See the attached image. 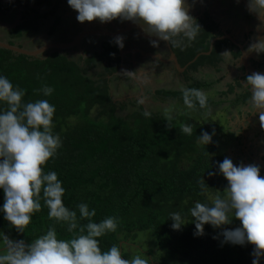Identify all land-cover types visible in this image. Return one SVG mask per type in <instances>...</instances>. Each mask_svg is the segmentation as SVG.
Returning <instances> with one entry per match:
<instances>
[{"label":"trees","instance_id":"1","mask_svg":"<svg viewBox=\"0 0 264 264\" xmlns=\"http://www.w3.org/2000/svg\"><path fill=\"white\" fill-rule=\"evenodd\" d=\"M19 1L24 6L22 22L9 31L10 39H23L21 30L27 35L33 33L40 18L55 15L59 3V0ZM10 2L0 0V11L7 13L4 6ZM42 7L48 9L44 14L38 12ZM58 23L59 18L55 17L49 34ZM191 24L192 27L198 24L200 28L191 40L183 32L171 37V50L180 67L197 54L207 52L210 40L218 36V25L205 15ZM8 44L13 45V42ZM229 47L234 48L228 40H218L208 55H199L181 74L186 82L184 87L205 90L216 83L217 80L212 83L203 79L198 81L192 74L206 67L218 73L221 52ZM64 52L50 51L42 57L32 58L0 48V75L8 78L14 87L24 90L22 102L45 99L55 106L52 131L59 136L61 147L55 157L41 167L44 173L54 171L57 174L65 190L62 202L70 210L77 211L78 225L88 222L79 218L76 208L78 204L86 203L90 210L95 209L93 222L109 216L117 219V230L98 238L102 251L112 245L119 248L123 238L133 239L139 232L150 231L158 253L157 264H252L253 246L221 244L223 237L219 229L204 225L203 235L194 236V218L189 209L197 201L210 205L212 194L222 198L227 195V181L218 171V164L223 160L218 143L213 136L207 146L198 143L201 132L212 135L216 125L191 122L179 116L166 118L145 110L137 99H134L136 109L126 116H119L117 110L122 111L126 105L134 103L130 99L114 101L109 94L111 79L120 78L116 43L104 42L101 51L87 52L80 59L82 66L68 59ZM232 56L237 58L239 52ZM98 67L99 78L92 80L88 72ZM122 77L129 79L126 75ZM45 86L53 89L48 96L41 91ZM217 95L224 100L229 95L233 97L231 101L215 103L207 97L206 107L224 103H230L232 107L245 105L251 98L249 88L243 87L238 80L227 84ZM152 97L161 103L167 100L183 102L181 90H158ZM0 107L6 108V105L0 104ZM92 110L96 112L93 117L90 115ZM72 117L78 119L77 124L67 122ZM185 125H191L190 135L181 131ZM235 139L239 143L241 136L238 134ZM260 175L264 176V168L260 169ZM3 199L0 191V205ZM40 203L41 210L33 214L22 233H17L0 214V232L12 240L31 243L53 227L58 238H71L73 233L66 231V225L49 219L42 191ZM173 212H178L185 223L179 231L171 228L169 214ZM232 219L225 228L239 226V221ZM125 256L129 258L127 253ZM260 264H264V259Z\"/></svg>","mask_w":264,"mask_h":264},{"label":"clouds","instance_id":"2","mask_svg":"<svg viewBox=\"0 0 264 264\" xmlns=\"http://www.w3.org/2000/svg\"><path fill=\"white\" fill-rule=\"evenodd\" d=\"M67 5L77 13L79 23L130 21L165 41L181 32L191 40L200 29L198 24L192 27L193 19L183 6L184 0H67ZM249 11L264 17V0H249ZM115 43L123 48L122 37H116ZM250 50L264 52V39L251 45ZM245 86L251 92V107L264 118V73L246 76ZM180 90L186 108L194 110L197 104L201 109L206 107L207 95L202 90L183 86ZM41 91L48 96L53 89L45 86ZM23 96V89L14 87L8 78L0 75V104L6 105L0 107V191L4 197L0 214L17 233H22L33 214L41 210L42 191L49 219L66 225V231L73 235L68 239L58 238L56 230L49 227L46 233L25 243L0 232V244L4 246L0 250V264H148L140 256L131 260L122 258L116 245L101 250L98 238L117 230L115 217L93 222L95 209L80 203L76 206L79 218L88 222L78 225L77 211L62 202L65 190L57 174L44 173L41 167L61 147L59 136L52 131L55 106L45 99L24 103ZM181 131L190 135L191 125L183 126ZM211 142L212 135L208 132L198 136V143L207 146ZM218 171L227 181V195L213 197L210 205L197 201L189 209L194 218V236L203 235L204 225L219 229L223 237L221 244L252 245V264H260L264 259V176L260 175V167L234 165L224 158L218 164ZM232 217L239 221V226L225 228L233 222ZM169 219L174 231L185 225L178 212L170 213Z\"/></svg>","mask_w":264,"mask_h":264},{"label":"crops","instance_id":"3","mask_svg":"<svg viewBox=\"0 0 264 264\" xmlns=\"http://www.w3.org/2000/svg\"><path fill=\"white\" fill-rule=\"evenodd\" d=\"M2 1L5 2L7 0ZM11 1L13 2V5L9 12L4 13L3 10L0 11V41L2 42L8 43L12 41L15 43L13 45L18 46L19 44H22L21 42H23L27 36H34L33 38H36V35H42L45 38L44 44H65L69 43L71 39L81 31H91L94 33L83 37L75 48L67 49L64 52L68 59L76 61L82 66L80 60L81 57L84 58L87 52L88 54H91L95 51H101V45L110 40L108 36L116 31H121L123 33L120 37L123 38V50L125 52L121 65L128 73H130V71L132 72L133 69L134 71H138V67H140V69H145L146 67L149 68L147 71L150 73L149 77H151L152 81L157 84V86L151 91L152 95L155 91L165 90L160 89L162 87H184V84L186 83H184L181 74L187 67L183 72L177 71L174 68L173 63L169 61V53L166 43L154 35H149L142 29L139 23L120 21L117 19L103 24L99 21L85 22L82 24L77 22V13L67 5V0H59L54 16L40 18L36 25V30L33 33L26 35L20 40L10 39L8 33L14 27L18 26L19 23L21 24L22 13L24 11L23 4L18 3V0ZM245 1L249 6V0ZM183 6L187 8V14L193 19V21L205 15L208 19L218 25L219 31L217 37L228 35L236 45L240 46V48H238L228 40L234 48L229 47L221 52L222 62L219 64L220 77L229 73L231 75L232 83L238 80L243 87H246L243 78L260 70H263L262 73H264V52L257 53L256 51L250 50L251 45H254L260 39H264V20L252 17L237 0H184ZM38 10L40 14H44L48 11V9L44 7L38 8ZM247 14L250 17H248ZM55 17L59 18V23L53 29V32L49 34ZM261 18L264 19V17ZM136 28L140 29L144 38L150 37V39H153V42H146L145 40L139 43L136 42L134 38L142 36V34H138ZM53 36L55 37L52 40L51 38ZM169 40H171V37L167 41ZM157 41H161V45H158ZM168 45L171 49V43ZM60 51L61 50H59V52ZM235 52H239V56L233 59L232 54H235ZM99 68L100 67L96 69ZM204 69L211 68L206 67ZM204 69L198 70L194 75L199 76V73L211 75L210 70L203 71ZM212 72L215 73L213 70ZM92 73L95 74V71L91 70L88 72V75H91L90 78L93 76ZM121 74L129 77L119 69V75ZM130 74L133 77L132 73ZM135 74L136 76L139 74H144L145 76L146 72L138 71V73ZM195 76L193 77L195 78ZM131 79L135 80V77ZM212 80L214 82L216 81V78H213ZM142 91L143 88L140 87L139 95H142ZM248 104L249 106L251 105V98L247 101L245 106H248ZM250 109L253 110L252 107ZM246 115L252 117L255 116L256 113H251L248 110ZM239 135L243 138L242 134L239 133Z\"/></svg>","mask_w":264,"mask_h":264},{"label":"rangeland","instance_id":"4","mask_svg":"<svg viewBox=\"0 0 264 264\" xmlns=\"http://www.w3.org/2000/svg\"><path fill=\"white\" fill-rule=\"evenodd\" d=\"M21 2L19 1L18 3L22 4ZM12 5L13 4L11 1L10 4H6V6L4 7L9 12L12 8ZM18 25H20V23ZM21 32L22 35H27L25 30H21ZM33 37L34 36L25 37V40L21 42L24 45L21 44V46L24 47V49L32 51L45 43L44 36L36 35L35 39H33ZM54 37L55 36H53L51 39L53 40ZM169 41L172 45L171 40ZM16 55L19 54L16 53ZM43 55L44 53L41 54L40 57H42ZM148 69L149 68L147 67L145 69H140V67H138V71L146 72L145 76L144 74H139L138 76H136L135 73H138L137 70L134 71L133 69L132 72L130 71L133 77H135V80L131 79V77L126 80L122 77V75H119L120 78L117 80L111 79V81L109 82V94L112 96V99L114 101H126L130 99L133 100V103L135 102L134 99H137V102H139L145 110L158 113L160 114V116L166 118H175L179 116L191 122L214 123L216 126L213 128L211 134L215 142L218 143V148L221 151L223 159L229 158L234 165L255 164L258 165L260 169L264 168V118H260L259 111H254V109L251 110V105L249 106V104L248 106L237 105L232 107L230 103H224L221 106L215 107L214 105H212L203 109H201L199 106H196L194 110H191L186 108L184 103L179 102L178 100H167L161 103L156 100V98L152 97L151 91L157 86V84L152 81L151 77H149L150 73L147 72ZM206 70H210L211 75H204L202 73H199V76L196 75V78V76L192 74V76H195L198 81L200 79H203L206 81H211L212 83V79L216 78V83H212V86H208L205 90L202 91L206 93L207 97L214 103L216 101H231L233 97L232 95L226 97L225 100L217 95L219 91H224L226 89L227 84L232 83L231 75L229 73H226L225 75H222L220 77L219 72L213 73L211 69H204L203 71ZM93 71H95V74L92 73L93 76L91 79L96 80L99 78L100 68L94 69ZM257 72L262 73L263 70ZM140 87L143 88L142 95H139ZM160 89L178 91L180 90V86H167ZM235 90L239 92V89ZM132 106L126 105V107L122 111L117 110V115L126 116L130 114L131 111L136 109V103H134ZM248 110L251 113L255 112L256 115L252 117H246ZM95 114L96 112L93 110L90 113L91 117L95 116ZM67 122L70 125H74L78 123V119L72 117ZM247 123L249 125H247ZM239 133L243 136V140L239 139V141L242 143L241 146L239 144L240 142L236 143L235 141V137ZM213 197H215V194H212L210 199H212ZM225 197L226 195L224 196V198ZM153 244L154 240L151 232L143 231L137 233L136 238H123L118 246L121 251L122 258L124 259L131 260L134 256H140L141 258L147 259L148 264H157L158 253ZM3 247V244H0V250H2ZM125 253L128 254L129 258L125 256ZM0 254H2V252H0Z\"/></svg>","mask_w":264,"mask_h":264},{"label":"water","instance_id":"5","mask_svg":"<svg viewBox=\"0 0 264 264\" xmlns=\"http://www.w3.org/2000/svg\"><path fill=\"white\" fill-rule=\"evenodd\" d=\"M239 3H241L244 8L246 9V11L254 18L256 19H259V20H264L262 19L260 16H258L256 13L254 12H251L249 11V6L247 5L246 1L245 0H237ZM138 34H142L143 36V33H141L140 29L136 28ZM94 32H91V31H81L80 33H78L77 35H75L71 41L69 43H65V44H58V43H46L42 46H40L39 48L35 49V50H27V49H24V47H19L17 45H9L8 43L6 42H2L0 41V48L1 49H5V50H8L10 52H13V53H17L19 55H24V56H27V57H32V58H35V57H39L41 54L47 52V51H59V50H67V49H70V48H73L75 46H77L79 44V42L81 41V39L87 35H91L93 34ZM123 32L121 31H116L114 33H112V35H109L108 37L110 39H113L115 41V38L116 37H120V35L122 34ZM149 39L150 41H153V39L150 37L147 38ZM223 39H227L229 40L231 43L235 44L232 40V38H230L228 35H223L221 37H217V38H214L212 40H210V43H209V46H208V51L205 52V53H199L197 54L189 63H187L185 66L183 67H180L177 63V60H176V57L174 55V53L171 51L168 43H167V40H163L165 43H166V47H167V50H168V53H169V61H171L173 63V66L174 68L179 71V72H183V70L189 65L191 64L199 55H208L209 52L211 51V48H212V45L218 41V40H223ZM236 45V44H235ZM238 48H240L239 45H236ZM118 49V54H119V58H120V65H119V69H121L124 73H126L129 77L133 78L131 76L130 73H128L121 65V62H122V59H123V56L125 55L124 53V50L123 48H119L117 47Z\"/></svg>","mask_w":264,"mask_h":264},{"label":"flooded vegetation","instance_id":"6","mask_svg":"<svg viewBox=\"0 0 264 264\" xmlns=\"http://www.w3.org/2000/svg\"><path fill=\"white\" fill-rule=\"evenodd\" d=\"M9 34V33H8ZM33 39H35V38H33ZM135 40H136V42H142L143 40H145L146 42L147 41H149V42H153V41H150L149 39H147V38H144L143 36H138V37H136V38H134ZM32 40V39H31ZM109 41H114L113 39H110ZM130 41V40H129ZM133 41V40H132ZM115 42V41H114ZM158 42V45H161V41H157ZM169 41H167V43H168ZM170 43V42H169ZM168 43V44H169ZM22 45H23V43H22ZM38 48V47H37ZM36 48V49H37ZM35 50V49H34ZM122 75V74H121ZM130 78V77H129ZM246 117H250L249 115H246ZM247 125H249L248 123H247ZM241 140H243V138H241ZM240 144V146H241V142L239 143ZM240 150V149H239ZM241 151V150H240Z\"/></svg>","mask_w":264,"mask_h":264}]
</instances>
